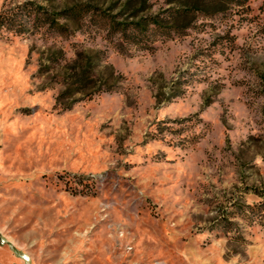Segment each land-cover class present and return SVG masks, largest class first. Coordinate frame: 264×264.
I'll return each instance as SVG.
<instances>
[{"label":"rangeland","instance_id":"374dc122","mask_svg":"<svg viewBox=\"0 0 264 264\" xmlns=\"http://www.w3.org/2000/svg\"><path fill=\"white\" fill-rule=\"evenodd\" d=\"M0 264H264V0H0Z\"/></svg>","mask_w":264,"mask_h":264}]
</instances>
